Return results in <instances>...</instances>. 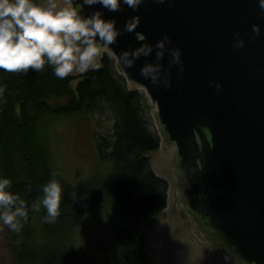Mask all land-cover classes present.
I'll use <instances>...</instances> for the list:
<instances>
[{"label": "water", "instance_id": "obj_1", "mask_svg": "<svg viewBox=\"0 0 264 264\" xmlns=\"http://www.w3.org/2000/svg\"><path fill=\"white\" fill-rule=\"evenodd\" d=\"M104 12L135 32L111 46L130 89L154 107L160 137L151 166L168 182L166 206L144 233L152 264H264V11L259 0H143ZM260 25L256 36L253 25ZM239 33V36L236 34ZM168 37L159 61L155 45ZM142 38V39H141ZM244 39L245 47L234 45ZM147 44L150 56L120 59ZM180 52L173 63L171 50ZM148 65L149 77L140 74ZM216 85H221L217 89Z\"/></svg>", "mask_w": 264, "mask_h": 264}, {"label": "trees", "instance_id": "obj_2", "mask_svg": "<svg viewBox=\"0 0 264 264\" xmlns=\"http://www.w3.org/2000/svg\"><path fill=\"white\" fill-rule=\"evenodd\" d=\"M115 60L103 53L98 71L65 79L57 78L47 64L27 75L0 70V178L11 180L9 191L25 201L28 211L20 232L7 227L20 264L83 263L73 229L96 204L110 206L126 218L110 221L118 243L111 264H152L144 233L166 206L169 184L150 162L160 137L149 98L142 88H128ZM105 110L111 111L113 124L107 135H95L94 141L99 158L109 161L110 169L75 184L65 181L50 163L46 123L64 115ZM53 178L63 189L60 215L55 223H45L46 210L36 212L31 205Z\"/></svg>", "mask_w": 264, "mask_h": 264}, {"label": "clouds", "instance_id": "obj_3", "mask_svg": "<svg viewBox=\"0 0 264 264\" xmlns=\"http://www.w3.org/2000/svg\"><path fill=\"white\" fill-rule=\"evenodd\" d=\"M143 0H0V70L7 73H23L27 75L31 69L36 72L44 70L45 65L52 67L54 75L65 79L70 75H80L98 71L101 67L103 53H110L111 46L123 33H133L140 23L139 16L130 17L123 30L116 28L113 20L105 19L104 12L95 10L86 13V8L99 5L108 12H119L122 5L137 11ZM259 8L264 11V0H259ZM256 36L261 33L260 25H253ZM239 36V33L236 34ZM142 39V38H141ZM165 42L168 37L155 45L156 57H163ZM244 48L245 41L240 38L234 45ZM154 51L147 44L131 52L120 55L126 67H133L134 60L147 57ZM173 63H180V52L171 50ZM152 69L146 64L140 74L149 79ZM155 82V77L150 78ZM217 89L221 85H216ZM3 89H0V94ZM55 174H53V177ZM9 178H0V221L10 230L20 232L21 221L28 220L25 201L19 195L9 191ZM63 189L60 183L51 179L42 186V197L32 203L34 211L41 207L46 210L45 223H55L60 215V204ZM76 199V193L71 194Z\"/></svg>", "mask_w": 264, "mask_h": 264}, {"label": "rangeland", "instance_id": "obj_4", "mask_svg": "<svg viewBox=\"0 0 264 264\" xmlns=\"http://www.w3.org/2000/svg\"><path fill=\"white\" fill-rule=\"evenodd\" d=\"M150 106L154 121V107L151 103ZM153 123L155 125V121ZM112 124L110 110L64 115L48 121L45 132L53 169L65 181L74 184L93 174H107L110 162L99 158L94 137L107 135ZM123 219L126 218L118 215L110 206L107 208L99 204L82 214L73 229L74 242L83 256L81 264L112 263L113 256L118 251V243L110 221ZM13 243L12 234L0 221V264H20L14 255Z\"/></svg>", "mask_w": 264, "mask_h": 264}]
</instances>
